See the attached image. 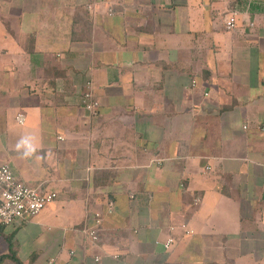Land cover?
<instances>
[{
	"label": "crops",
	"instance_id": "obj_1",
	"mask_svg": "<svg viewBox=\"0 0 264 264\" xmlns=\"http://www.w3.org/2000/svg\"><path fill=\"white\" fill-rule=\"evenodd\" d=\"M3 164L58 197L0 258L264 264V0H0Z\"/></svg>",
	"mask_w": 264,
	"mask_h": 264
},
{
	"label": "built area",
	"instance_id": "obj_2",
	"mask_svg": "<svg viewBox=\"0 0 264 264\" xmlns=\"http://www.w3.org/2000/svg\"><path fill=\"white\" fill-rule=\"evenodd\" d=\"M236 15L234 12L226 20V27L229 30L236 28ZM254 27L255 24H249ZM196 81H193V85ZM85 90L82 92V119L85 124H89L93 118L100 113L101 103L94 95L93 81L85 82ZM18 120L23 122L24 115L19 114ZM134 197V195H131ZM58 193L55 191H44L39 187L32 186L27 182L22 181L16 175L14 169L9 164L0 166V223L4 226H9L18 220L30 219L37 216L46 206L55 201ZM115 202L108 200L106 210L113 213ZM104 224V213L101 210L93 212L92 221L85 227L84 233L92 244H97L99 241V232ZM173 239H169L165 243V247L169 248ZM98 264H101V258H95Z\"/></svg>",
	"mask_w": 264,
	"mask_h": 264
},
{
	"label": "trees",
	"instance_id": "obj_3",
	"mask_svg": "<svg viewBox=\"0 0 264 264\" xmlns=\"http://www.w3.org/2000/svg\"><path fill=\"white\" fill-rule=\"evenodd\" d=\"M101 236H102V231L99 232V238L101 239ZM6 258H10V259H13L14 261H16L17 264H22V262L20 261V259L17 257V254L16 252L11 249L10 250V254L6 255V256H3L2 258H0V264L3 263L4 259Z\"/></svg>",
	"mask_w": 264,
	"mask_h": 264
},
{
	"label": "clouds",
	"instance_id": "obj_4",
	"mask_svg": "<svg viewBox=\"0 0 264 264\" xmlns=\"http://www.w3.org/2000/svg\"><path fill=\"white\" fill-rule=\"evenodd\" d=\"M21 144L28 145V150L25 152V155H30L35 149L31 146L28 139H24L21 141ZM19 147V145H18Z\"/></svg>",
	"mask_w": 264,
	"mask_h": 264
}]
</instances>
